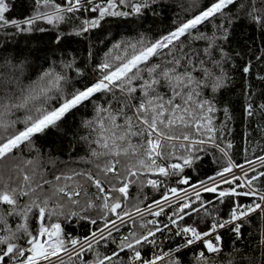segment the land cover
<instances>
[{
  "label": "snow or ice",
  "instance_id": "obj_1",
  "mask_svg": "<svg viewBox=\"0 0 264 264\" xmlns=\"http://www.w3.org/2000/svg\"><path fill=\"white\" fill-rule=\"evenodd\" d=\"M35 3L36 13L17 21L6 18L9 4L0 0V28L32 31L41 20L58 25L82 9L97 13L95 18L82 21L76 32L82 35L98 27L105 17L142 15L151 0ZM237 4L238 0H207L200 7V0H196L199 11L167 35L155 41L141 38L128 42L124 49L115 45L122 54L106 56L97 65L99 75L82 89L68 87L67 70L73 69L72 61L65 62L61 70L54 67L45 71L27 85L17 78L0 79V264H124L121 253L127 252L132 253L127 264H181V250L197 244L201 250L195 255V264H217L206 253L218 256L223 251L218 229L231 226L240 238L241 224L237 221L257 212L264 216V171L260 170L264 169V155L246 159L248 167L231 159L233 145L217 143V109L205 95L206 91L215 94L227 84L223 63L214 54L223 52L217 41L227 39L228 29L215 21L223 18L230 23L234 18L230 6ZM244 7L239 4L237 12ZM247 14L257 25L264 26V0H260V7L256 0H250ZM208 25L214 28L211 35L203 31ZM195 41L206 42V46L198 49ZM250 68L249 64L243 71L248 73ZM75 71L80 73L78 68ZM98 94L106 98L104 103L97 102ZM85 102L93 103L95 111L84 124L89 135L83 139L90 148L88 157L81 158V162L90 167L58 170L48 179L45 164L54 162L51 158L43 160L39 149H35L34 137L56 127L66 114ZM259 107L264 109V105ZM224 111L227 116V109ZM19 112L23 116L13 119ZM246 113L253 115L251 103ZM22 145L35 149L36 156L25 159ZM209 147L221 154L226 166L207 180L192 183L182 173L202 159L200 153L207 154ZM235 169H240L241 174ZM172 176H179L176 183L188 185L191 193L188 188L167 185L165 180ZM225 184L228 189L221 187ZM132 185L141 191L145 186L163 187L164 192L159 199L143 205L138 196L130 200ZM90 188L94 191L89 192ZM202 192L216 194L215 199L221 203L226 197H249L251 203L234 201L227 219L213 217L202 231L196 225L195 214L203 209V221L211 216L207 206L214 203L204 201ZM166 208L172 209L170 214ZM92 209L98 211L97 218L85 215ZM161 215H166L168 221L163 226L158 219ZM30 216L38 222L35 231L29 227ZM53 217H64L66 222L87 220L98 226L81 239L65 234L58 220L51 222ZM186 217L193 218V223H181ZM9 218H17L19 223L12 227ZM122 227L130 230L117 241L113 233ZM173 227L182 243L165 251L157 244V233L171 232ZM261 236L264 245V232ZM109 243L117 244L116 250L102 252L101 247ZM145 245L159 251L145 258ZM89 252L94 257L86 259ZM228 264L233 260L229 259Z\"/></svg>",
  "mask_w": 264,
  "mask_h": 264
},
{
  "label": "trees",
  "instance_id": "obj_2",
  "mask_svg": "<svg viewBox=\"0 0 264 264\" xmlns=\"http://www.w3.org/2000/svg\"><path fill=\"white\" fill-rule=\"evenodd\" d=\"M7 2L9 11L5 15L10 20L23 21L37 11L35 0H7ZM206 3L207 0H200V7ZM241 3L245 7L237 12ZM249 5L250 0H238L236 7L230 6L231 15L234 17L230 23L223 18L215 21L216 24H223L228 29L227 39L217 41L223 52L217 51L214 54L216 59L222 61L228 80L226 86L217 93L205 92L217 109L214 113V125L218 129L217 143L224 146L226 142H231L233 145L230 150L231 159L236 164L244 165H247L246 159H255L256 156L264 155L262 150L264 149V109L259 107L264 105V79H261L264 77V26L257 25L248 16ZM256 6L260 7V0H256ZM197 11L199 8L196 7V0H151L150 7L145 9L142 15L105 17L98 27L82 35L76 34L82 21L95 18L97 13L81 10L71 14V19L58 25H51L41 20L33 25L32 31H18L12 27L0 28V79L17 78L22 85H27L37 81L45 71L54 67L61 70L65 62L72 61L73 69L67 70L70 78L68 87L82 89L99 75L96 70L97 65L106 56L122 54L121 49H124L128 42L135 43L141 38L155 41L167 35ZM225 13L228 14V9ZM41 28L44 31L38 30ZM203 31L211 35L214 28L208 25ZM117 44L121 45V49L114 47ZM194 44L198 49L206 46V42L203 41H195ZM128 51L130 53L131 49ZM249 64L250 71L245 73L243 69ZM76 68L80 70L79 74L75 71ZM21 69L22 75H20ZM98 97V100L96 97L93 99L99 103L105 102V97L99 94ZM249 103L253 106L251 116L246 113V106ZM224 109H227V116ZM94 115V104L85 102L66 114L56 127H51L34 137L35 149H39L43 160L47 162L51 158L54 162L45 164L48 179H52L53 172L58 170L90 167L82 163L81 158L88 157L90 148L89 142L83 139L89 135V129L85 128L84 124ZM17 116L22 117L23 112L16 113L12 118L15 119ZM21 147L23 149L21 155L25 159L36 156L35 149L30 150L23 145ZM200 155L202 159L195 161L192 167H186L182 173L183 176L190 177L192 183L207 180L226 166L223 157L215 148L209 147L207 154L200 153ZM260 170L264 171V169ZM179 178L172 176L167 178L165 183L177 188H187L188 185L176 183ZM221 187L228 189L229 185L225 184ZM92 191L94 189L90 188L89 192ZM163 192V187L153 189L145 186L141 191L136 185H132L129 189V198L132 200L138 196L143 201V205H147L159 199ZM215 197L216 194L213 193H201L204 201H214L207 206L211 216H206L201 221L203 209L195 214L196 225L202 231L208 228L213 217L227 219L234 201L243 204L251 202L249 197H226L221 203ZM85 215L97 218L98 211L92 209ZM57 220L61 223L65 234L81 239L98 226L91 225L87 220L71 219L70 222H66L64 217H53L51 222ZM16 223H19L17 218H9L12 227H15ZM181 223H193V218L186 217ZM240 224V238L231 231L230 226L220 233L223 251L218 256L206 253L217 264H228L229 259L233 260V264H260V261L264 260L261 256V252L264 251V245L261 244V215L256 213ZM29 227L33 231L38 227L34 216L29 218ZM127 232L128 230H123L113 235L118 241L121 234ZM116 248L117 244L109 243L106 248L101 247V251L110 253ZM200 250L201 246H196L180 252L178 255L181 264H195V255ZM144 251L146 252L145 246L142 248V252ZM131 255V252L121 253L124 264H127ZM93 257L94 253L89 252L85 258Z\"/></svg>",
  "mask_w": 264,
  "mask_h": 264
},
{
  "label": "built area",
  "instance_id": "obj_3",
  "mask_svg": "<svg viewBox=\"0 0 264 264\" xmlns=\"http://www.w3.org/2000/svg\"><path fill=\"white\" fill-rule=\"evenodd\" d=\"M187 188H188L189 192L191 193V191H192L191 188H189V187H187ZM202 193H205V192H202ZM249 203H251V202H249ZM244 204H248V203H244ZM176 206L177 205L174 204L173 205V208H175ZM165 211L168 214H170L171 211H172V209L166 208ZM254 214H256V213H254ZM254 214H251L250 216H252ZM250 216H248V217H250ZM146 217H151V216H146ZM159 218L162 219L161 220V226H163L164 223H167L168 222L166 215H161ZM261 218H262V232H264V216L261 215ZM240 222L241 221H237V223H240ZM228 227H230V226H228ZM228 227H225V228H222V229H218L219 234L221 233V231H223L224 229H226ZM123 230H128L129 231L130 229L128 227H122L121 230H120V232H116V233H113V234L121 233ZM220 236H221V234H220ZM221 242H222V239H221ZM181 243H182L181 237L175 235V228L174 227L172 228V231L171 232H169L168 230H165V232L163 234L157 233V244L160 245L165 251H167L169 248L175 249ZM196 246H200V245L199 244L193 245L191 248L196 247ZM145 248H146V252L145 251L142 252V256H144L145 258H148L151 255H153L154 252H158L159 251V248H154L151 245H145ZM185 250H188V249H182L181 252L182 251H185Z\"/></svg>",
  "mask_w": 264,
  "mask_h": 264
},
{
  "label": "rangeland",
  "instance_id": "obj_4",
  "mask_svg": "<svg viewBox=\"0 0 264 264\" xmlns=\"http://www.w3.org/2000/svg\"><path fill=\"white\" fill-rule=\"evenodd\" d=\"M245 167H248V165H245ZM257 167H258V165H257ZM237 170H239V171H238L239 173L237 172ZM237 170L235 169L234 171H235L238 175H240V174H241V170H240V169H237Z\"/></svg>",
  "mask_w": 264,
  "mask_h": 264
},
{
  "label": "bare ground",
  "instance_id": "obj_5",
  "mask_svg": "<svg viewBox=\"0 0 264 264\" xmlns=\"http://www.w3.org/2000/svg\"><path fill=\"white\" fill-rule=\"evenodd\" d=\"M239 170H237V172H238ZM239 173V172H238Z\"/></svg>",
  "mask_w": 264,
  "mask_h": 264
}]
</instances>
